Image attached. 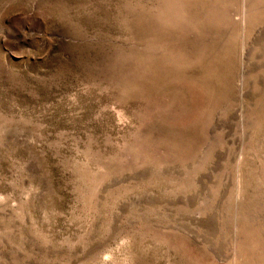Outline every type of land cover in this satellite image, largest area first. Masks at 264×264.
Segmentation results:
<instances>
[{
	"label": "rangeland",
	"instance_id": "1",
	"mask_svg": "<svg viewBox=\"0 0 264 264\" xmlns=\"http://www.w3.org/2000/svg\"><path fill=\"white\" fill-rule=\"evenodd\" d=\"M0 264H264V0H0Z\"/></svg>",
	"mask_w": 264,
	"mask_h": 264
}]
</instances>
